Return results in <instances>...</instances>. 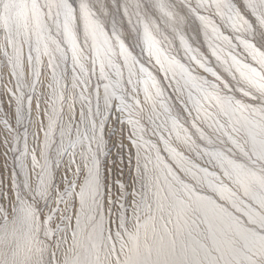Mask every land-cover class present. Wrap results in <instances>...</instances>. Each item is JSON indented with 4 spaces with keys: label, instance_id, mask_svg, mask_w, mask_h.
Returning a JSON list of instances; mask_svg holds the SVG:
<instances>
[{
    "label": "snow or ice",
    "instance_id": "snow-or-ice-1",
    "mask_svg": "<svg viewBox=\"0 0 264 264\" xmlns=\"http://www.w3.org/2000/svg\"><path fill=\"white\" fill-rule=\"evenodd\" d=\"M0 264H264V0H0Z\"/></svg>",
    "mask_w": 264,
    "mask_h": 264
}]
</instances>
